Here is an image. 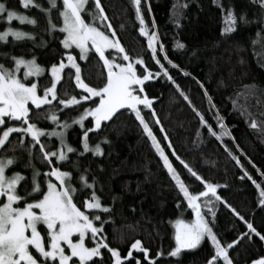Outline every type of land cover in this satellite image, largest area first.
I'll return each mask as SVG.
<instances>
[{
  "label": "trees",
  "instance_id": "trees-1",
  "mask_svg": "<svg viewBox=\"0 0 264 264\" xmlns=\"http://www.w3.org/2000/svg\"><path fill=\"white\" fill-rule=\"evenodd\" d=\"M6 2L9 7L37 20V24L23 25L18 21H12V27L32 32L35 40L13 42L9 37L7 44L0 42V52H9L23 56L25 59L35 55L37 63L45 69L50 68L52 62L59 63L63 53L71 52L78 57V50L68 51L60 44V40L63 39L62 33L49 35L45 31L48 19L45 13L32 7L23 9L19 6L18 0H6ZM36 2L45 8L48 7L47 0H36ZM102 5L110 18L109 22L117 32V39L125 47L126 52L144 61L143 66L135 65L138 74L144 67L153 73L158 71L159 65L151 60L152 53L148 48L147 37L139 33L140 24L136 19L135 6L131 4V0H102ZM140 7L146 22V30L149 34L152 31L157 33V46L164 45L165 53H160L158 56L161 63L214 131L217 133L221 131L217 123L220 118L231 136H224L221 141L211 136L207 127L200 124L199 117L166 77H156L145 82L143 94H147L149 98H156L153 108L177 154L208 182L219 185L218 194L236 208L246 220H250L257 231L264 233V205L258 203L259 192L247 177L240 179L243 175L240 167L223 147L226 144L253 179L264 187V178L257 172V169L264 172V133L260 130L261 122H264V10L253 0H216V3L213 0H147V3L141 0ZM149 7L151 15L148 13ZM229 8L237 17L235 30L222 35V28L227 26L225 18ZM240 15H244L248 23L240 21ZM51 19L57 24L62 22L58 20L55 10L51 13ZM153 19L155 28L152 27ZM8 26V23L0 21V31ZM41 40L45 42L44 46H35L39 45ZM177 42L183 43L185 47L177 48ZM165 54L179 65V69L168 65L163 59ZM106 56L111 58L118 56V53L108 51ZM89 57L90 59L84 61L77 59L82 68V79L89 86H102L106 78V73L104 77L100 75L102 62H98V57L91 58L94 57V52H91ZM0 62H4L2 58ZM180 69L190 75H184ZM69 71L74 76L73 69L66 68L63 71L62 79L57 85L58 95L66 92L71 96L83 92L76 88L74 80L69 78L67 75ZM30 79L35 80V78ZM50 79V73L46 71L37 82L42 84ZM197 81L204 85L215 108L210 106L204 96V90ZM83 94L87 95V93ZM234 100L236 107L233 106ZM81 103L84 107L91 106V101ZM53 104H56V101ZM241 107L251 113V118L257 120V129L250 128V118L241 114ZM77 108L78 106L65 108L63 113L57 114L61 120L70 119L83 110ZM140 109L189 190L192 192L203 190L199 181H195L171 155V150L167 148V142L163 141V134L159 131L160 125H156L151 117V111L143 107ZM36 113V109L30 112L32 122L37 123L40 128L50 130L53 127L51 122L43 116L38 119ZM120 113L122 114L115 118L116 122L111 127L105 128L99 134L89 133L90 145L101 142L103 137H107L110 143L101 142L104 155L94 157L91 153H85L78 158L81 171L87 167L88 176H96V191L101 197L102 204L111 206L110 213H99L104 219L111 216V220L104 225L103 234L106 236V242L110 247L117 248L122 256L127 255L131 244L138 239L142 247L149 249V257L156 259L160 264H205L209 255L214 253L211 241L207 238L195 250L185 251L179 257L167 256V252L175 246V229L172 222L177 218L192 221L193 214L163 167L159 156L151 148V142L143 133L134 114L126 109L120 110ZM89 120L85 121L86 127L91 126ZM81 135L82 131L76 125L69 129L66 137L67 142L78 151H82ZM42 139L47 140L46 137ZM55 146V137H53L52 147ZM16 155L21 159L13 166L14 170L30 176V170L23 167V163L27 160L26 153L17 151ZM69 156L71 160L77 159L74 154ZM253 164L255 168L252 167ZM36 166L43 170L44 166L38 161ZM64 170L73 171L75 176L70 162ZM113 196L117 197L115 202L112 200ZM83 198L84 194L78 192L76 201L79 203ZM204 199L206 198L201 199L200 202L203 203ZM177 201H180V207H177ZM214 210L215 217L207 213L206 208L202 213H207L206 220H214V233L222 243L231 242L241 232L248 231L244 222L234 216L223 204L216 202ZM96 223L99 225V222ZM41 231L43 233L46 229L41 227ZM86 244L92 246L88 238ZM131 250L133 256L141 259V264H148V261L143 260L142 253L135 249ZM157 250H161L164 255L156 257ZM102 251L107 260L110 253L104 249ZM229 252L234 264H251L253 259L264 256V244L258 237L253 236L251 242L242 240ZM123 264H135V260L123 261Z\"/></svg>",
  "mask_w": 264,
  "mask_h": 264
},
{
  "label": "snow or ice",
  "instance_id": "snow-or-ice-1",
  "mask_svg": "<svg viewBox=\"0 0 264 264\" xmlns=\"http://www.w3.org/2000/svg\"><path fill=\"white\" fill-rule=\"evenodd\" d=\"M213 2L216 3V0ZM253 2L264 10V0H253ZM18 4L23 9L32 7L45 13L48 18L45 31L49 35L56 32L62 33L63 39L60 40V44L63 48L78 49L79 53L78 57L71 52L63 53L59 63L52 62L50 68L45 69L37 63L35 55L30 59H25L23 56L9 52H0V58L4 61L0 62V264H70V262L71 264H123V261L130 259L135 260V264H141V259L133 256L131 249L142 253L143 260L148 261V264H160L156 259L149 257V249L142 247L138 239L131 244V249L125 256H122L117 248L109 246L103 232L104 225L111 220V216L104 219L99 213H110L111 206L102 204L101 197L96 191V176L89 177L87 167L83 171L80 169L79 157L84 156L85 153H91L94 157L103 156L101 142L110 143L105 136L101 142L90 145L89 133L99 134L105 128L114 125L115 118L122 114L121 109L129 110L134 114L143 133L151 142V148L159 156L163 167L195 217L194 221L187 223L180 218L172 222L175 228V246L167 252V256L179 257L183 249H194L204 237H207L211 241L214 253L209 255L205 264H234L229 250L240 244L242 240L246 239L251 242L252 237L255 236L264 244V233L257 231L250 220H246L236 208L218 194L219 185L208 182L177 154L153 108L156 98H149L147 94L142 95L145 92L143 85L146 81L156 77H166L176 87L179 95L188 103L195 115L199 117L200 124L207 127L211 136L218 141H221L224 136H231L220 118L217 123L221 131L219 133L214 131L189 96L176 84L168 69L161 63L158 56L160 53H165V48L163 44L157 46L155 31L149 34L146 30V22L140 7L141 0H131V4L135 6V16L140 24L139 33L147 37L148 48L152 53L151 60L159 65V70L154 73L144 67L143 71L138 74L135 65L143 66L144 61L131 56L121 45L113 24L109 22L110 18L106 14L102 0H47V8L37 3L36 0H18ZM53 10L57 13L58 20L62 21L61 23L57 24L52 21ZM148 13L151 15L150 7ZM13 20L20 24H37V20L9 7L6 0H0V21L9 24L3 31H0V42L7 44L9 37L13 42L25 39L35 40L32 32L12 27ZM239 20L248 23L244 15H240ZM225 22L227 26L222 28V35L235 30L237 17L231 8L227 10ZM152 27L155 28L154 19ZM44 43L41 40L40 44L35 46L43 47ZM253 43L256 42L253 41ZM176 47L183 49L185 45L177 42ZM106 49L116 50L118 56L111 58L106 56ZM93 51L94 57L91 58L98 57V62H102L101 77H104L106 73V78L99 87L85 83L82 79V68L77 63V59L81 61L90 59L89 53ZM65 56L67 64L64 62ZM163 59L172 68L179 69V65L171 61L166 54ZM69 67L75 70L74 76L71 71L67 75L74 80L76 88L82 89L83 92L71 96H68L66 92L58 95L57 85L62 79L61 73ZM46 71L50 73L51 79L42 84L37 80L29 79L30 77L39 78ZM180 71L184 75H190L183 69ZM197 83L204 90V96L208 99L210 106L215 108L204 85L200 81ZM53 101H56V104H53ZM82 101H91V106L84 107ZM139 105L151 111V117L156 125H160L159 131L163 134V141L167 142L171 155L195 181H199L203 190L195 192L189 190L169 156L165 154V149L161 147V142L154 135L149 123L146 122L142 109L138 108ZM42 106L48 107L45 109ZM72 106H78L77 110L79 108L83 110L79 111L77 116L61 120L57 113H63L65 108ZM233 106L236 107L235 100ZM32 109L37 110L38 119L43 116L51 122L53 127L47 130L32 122L30 117ZM241 114L250 118L251 129L258 128L257 120L251 118V113H248L244 107H241ZM89 117L91 126L86 127L84 121ZM73 124L79 125L82 131V151H78L67 142L66 132ZM260 130L264 133V122H261ZM197 136H200L199 130ZM42 137H46L47 140ZM53 137L56 142L55 148L52 147ZM232 139L235 143V138ZM223 147L240 167L243 173L240 179L247 177L252 182L259 192V205H264V187L253 179L241 164L240 159L233 155L232 150L226 144ZM17 151L26 153L27 160L23 163V167L30 170V176L14 170L13 166L17 165L21 159L16 155ZM69 154H74L77 159L71 160ZM37 161L44 166L43 170L36 166ZM69 162L71 169L75 171V176L73 171L64 170L69 166ZM248 162L252 163L250 160ZM252 167L256 166L253 164ZM257 172L264 178V172H260L259 169ZM78 192L84 194V198L79 203L76 201ZM201 198H206L203 203L200 202ZM116 199L117 197H112L113 202ZM216 202L223 204L234 216L243 221L248 231L241 232L231 242L222 243L214 233V220L205 218L207 213H210L212 217L216 216L214 210ZM177 207H180V201H177ZM204 208L207 209V213H202ZM96 222H99V225ZM40 226H43L46 231L42 233ZM86 237L92 246L86 244ZM102 249L110 253L107 260ZM163 255L161 250L155 253L156 257ZM251 264H264V256L253 259Z\"/></svg>",
  "mask_w": 264,
  "mask_h": 264
},
{
  "label": "rangeland",
  "instance_id": "rangeland-1",
  "mask_svg": "<svg viewBox=\"0 0 264 264\" xmlns=\"http://www.w3.org/2000/svg\"><path fill=\"white\" fill-rule=\"evenodd\" d=\"M13 21H16V20H13ZM23 25H28L27 23H25V24H23ZM74 49V48H73ZM68 51H70V50H72V49H67ZM76 50H78V49H76ZM79 51V50H78ZM108 51H116V50H114V49H106V52H105V54L108 52ZM94 52V51H93ZM91 53V52H90ZM89 53V54H90ZM66 64H67V59L64 61ZM77 63H78V61H77ZM79 64V63H78ZM70 68V67H69ZM74 70V69H73ZM45 74H46V72H45ZM44 74V75H45ZM43 75V76H44ZM62 75H63V72L61 73V77H62ZM43 76H41V77H43ZM41 77H39V78H41ZM30 78H35V80H37V79H39V78H36V77H30ZM29 78V79H30ZM151 80V79H150ZM147 82V81H146ZM145 84V83H144ZM144 86V85H143ZM82 90V89H81ZM142 95H143V93H142ZM96 97H93V99H95ZM54 102V101H53ZM42 107H44V106H42ZM141 107H143L142 105H139L138 106V108H141ZM121 110H123V109H121ZM146 110H148V109H146ZM88 119H91L90 117L89 118H87L86 120H88ZM85 120V121H86ZM85 121H84V123H85ZM73 126H76V124H73L72 125V127ZM77 126H79V125H77ZM80 127V126H79ZM70 129V128H69ZM69 129L67 130V132H66V137H67V133H68V131H69ZM201 199H203V198H201ZM200 199V200H201ZM38 211V210H37ZM184 220V219H183ZM195 220V217H194V215H193V220L192 221H194ZM185 222L187 223V222H191V221H187V220H185ZM40 227H43V226H40ZM175 229V228H174ZM74 239H76V237H73ZM87 238V237H86ZM207 237H204L202 240H201V243L199 244V245H197V247L196 248H194V249H183L182 251H181V253H183V252H185V251H191V250H195V249H197L201 244H202V242L206 239ZM180 256V255H179ZM75 259V258H74ZM70 264H71V262H70Z\"/></svg>",
  "mask_w": 264,
  "mask_h": 264
}]
</instances>
